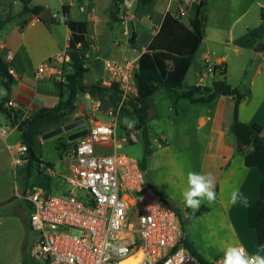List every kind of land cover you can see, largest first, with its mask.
<instances>
[{
    "label": "crops",
    "instance_id": "crops-1",
    "mask_svg": "<svg viewBox=\"0 0 264 264\" xmlns=\"http://www.w3.org/2000/svg\"><path fill=\"white\" fill-rule=\"evenodd\" d=\"M205 1L207 3L203 23L205 39L187 74L188 83L185 82V87L198 85L212 87L214 81L226 80L230 86L237 88L245 95L239 105V120L252 125L264 136V19L262 18L264 8L261 9L260 18L247 17L255 3L257 6L263 5L259 0ZM30 6H42L43 11L39 15L25 12L22 0H0V22L9 15L13 16L0 33V54L5 52V56L12 55V58L6 59L5 62L8 63L9 69L14 70L13 77L16 82L10 99L16 101V110L20 116L28 111L32 114L44 108L54 107L59 102V88L56 83L47 78H36V68L43 61L69 48L72 31L64 20L65 6L69 7L70 20L87 24L89 47L86 52L88 51L90 55L87 64L88 78L94 83L103 82L109 77L104 69L105 60L118 63L136 60L139 63L141 56L159 33L167 14L175 15L179 12L180 2L179 0H154L142 8L138 0H124L123 2L119 0H30ZM198 7L199 4L195 3L188 8L187 17L190 21L186 22L184 17L182 19L186 26L190 27L192 19L197 15ZM237 24H243L240 30L237 29ZM134 36L136 45L131 42ZM217 66L226 70V74L222 75L220 70L216 71ZM206 67L208 71L205 72ZM236 71L237 75L234 76ZM203 73H206L204 78H202ZM208 78H212L210 83L207 82ZM6 95L3 78L0 77V105ZM82 96L92 102L95 110V105L99 101L88 94L81 95L79 100ZM79 100L78 110L80 112L78 111L75 115L84 118L86 125L71 132L68 137L83 128L90 129L93 122L100 121L96 120L95 116L89 115L86 106ZM101 105H105L101 111L107 117L112 118V121L108 123H115L117 114L114 115L111 106L107 103ZM193 105H206L202 118L199 119V125L206 130L207 140L201 172H210L215 176L217 194V199L212 204L206 200L205 203L202 201L195 218L201 213L204 215L215 211L217 222L223 227L226 225L225 229L230 238L227 246L240 243L250 254L254 255L260 248L256 231L249 227L248 214L249 208L260 196L264 176L258 168L246 165L245 152L251 148L246 147L241 150L237 145L236 137L231 132L235 119L236 100L230 96L219 95L212 103ZM152 111L153 108L150 114ZM118 114H120L119 111ZM2 116L1 122L7 124V118ZM149 133L155 134L151 121L149 122ZM153 137L158 139L159 142L156 144L159 148L163 147L160 139L168 147L167 139L162 136L159 139L157 134ZM10 138L13 139V144L22 142L19 131L14 129L10 132L6 142ZM64 144L67 145L68 141ZM65 149L63 143L61 149H58L64 164L63 169L67 172L63 177L69 174V167L65 162ZM43 154V152L37 154L42 164L31 161L18 165L28 168V173L24 172L25 176L31 175L34 164L36 171L45 181H50L51 174L55 175L53 161L49 157L44 158ZM152 158L148 165L151 164ZM43 163H50L53 167H47ZM41 165L44 167L41 168ZM152 168L154 172H151L150 179L146 171L147 179L158 193L172 204L171 200L175 199L156 184L154 166ZM29 182L27 179V186ZM38 183L32 188L27 187L26 191L38 187L47 192L48 182L39 181ZM234 187H239L240 192L247 198V205L229 204L230 193ZM19 196L23 198L24 195ZM7 201L9 206H14L16 203L12 198L5 202ZM181 202H183V197ZM31 207L30 204V211ZM202 207L208 210L202 212ZM30 213L27 212L25 204L11 211L15 221H12V224L9 223L13 225V228L7 234H3L4 238H1L2 234L0 235V264H30L29 255L33 251V247L29 250L30 232L34 233L30 226ZM188 239L201 256L208 261L189 233ZM224 249L220 256L224 254ZM260 254L264 255V252ZM30 258H32V253ZM214 261L209 260L208 262Z\"/></svg>",
    "mask_w": 264,
    "mask_h": 264
},
{
    "label": "built area",
    "instance_id": "built-area-1",
    "mask_svg": "<svg viewBox=\"0 0 264 264\" xmlns=\"http://www.w3.org/2000/svg\"><path fill=\"white\" fill-rule=\"evenodd\" d=\"M201 1L179 0L176 15L187 16L188 7ZM84 56L89 59V52ZM11 58L8 54L4 59ZM71 62L68 51L63 50L37 66L36 78L66 83ZM104 67L109 77L103 84H118L121 108L137 95L139 63L105 60ZM9 73L14 75V70ZM205 76L203 73L202 78ZM8 105L17 107L13 99ZM100 106L99 101L95 110ZM30 115V111L23 114L17 124L8 118L7 124L0 120V139L6 142L10 132L19 131ZM118 127L117 123L95 121L87 136L67 144L64 154L69 174L64 178L69 189L65 193L53 195L38 187L25 192L23 198L32 205L30 226L36 233L32 257L44 264H123L141 254L138 264H203L179 242L182 227L175 207L149 183L141 162L121 152L126 144L143 138V129L127 127L119 139ZM151 141L159 142L157 138ZM8 148L15 165L29 162L26 144ZM222 258L210 263L218 264Z\"/></svg>",
    "mask_w": 264,
    "mask_h": 264
},
{
    "label": "trees",
    "instance_id": "trees-1",
    "mask_svg": "<svg viewBox=\"0 0 264 264\" xmlns=\"http://www.w3.org/2000/svg\"><path fill=\"white\" fill-rule=\"evenodd\" d=\"M22 1L25 12L39 15L43 11L42 6L31 7L30 0ZM119 1L123 2L124 0ZM153 1L138 0V3L143 8ZM206 4L205 0L199 3L197 15L192 19L190 27L185 25L182 20L183 17H178L176 14H167L159 33L140 58L139 69L135 72L138 88L137 95L124 102L121 108L122 91L118 84L106 86L102 81L94 83L89 81V69L87 68L89 60L84 56V52L89 47L87 24L82 21L70 20L69 7L65 6L63 11L64 20L72 31L71 43H69L67 50L72 59L70 64L71 71L66 75V83L55 81L60 95L58 104L32 113L19 126L20 139L28 147L29 162L37 161L42 164L36 152L37 144H40V138L52 130L65 126L71 116L78 111L79 97L88 94L100 101L101 104H109L113 112H123L136 122L137 125L135 126L137 128L143 129L145 150L141 168L146 172L155 152L151 141L152 138L149 134L150 112L152 109L151 99L164 88L173 96L188 100L193 104L212 103L219 95L233 97L236 100V107L231 132L236 137L237 145L241 150L246 147L251 148L245 152L246 165L251 168H258L264 176V136L252 125L239 120V105L245 95L237 88L230 86L226 80L214 81L212 87H206L205 85L185 87L187 74L205 39L203 23ZM12 17V15H9L4 21L0 22V33L7 23L11 21ZM262 18L264 19V9L262 10ZM131 42L136 45L135 36ZM79 44L82 45L81 49L78 48ZM4 58L5 52H2L0 57V77L3 78L7 95L0 105V113L17 124L21 116L15 107L8 105L12 88L16 81L13 75L9 73L8 63L5 62ZM218 70H220V74H226V70L221 66L216 67V71ZM63 147L66 148L67 145L63 144ZM58 149H61V147L58 146ZM43 164L47 167H53L50 163ZM175 209L179 215L182 227L180 244H183L190 252L200 258L203 264H211L201 256L189 241L186 225L181 219V211L177 208ZM207 210L208 208L202 207V212ZM248 222L250 229L257 233L260 248L261 245H264V180L259 198L249 208Z\"/></svg>",
    "mask_w": 264,
    "mask_h": 264
},
{
    "label": "rangeland",
    "instance_id": "rangeland-1",
    "mask_svg": "<svg viewBox=\"0 0 264 264\" xmlns=\"http://www.w3.org/2000/svg\"><path fill=\"white\" fill-rule=\"evenodd\" d=\"M259 1L263 6H257L255 3L247 16L248 18H260L261 9L264 8V0ZM184 19L186 22L190 21V18L187 16H184ZM242 25L243 24H237V29L240 30ZM206 71H208L207 67L205 68V72ZM235 75H237V71L234 72V76ZM211 81L212 78L207 79V82L210 83ZM186 82L188 83V79ZM79 102L86 106L87 113L91 116H95L96 120H100L104 123L112 121L111 117H107V115L101 111L102 107L105 105H101L98 110H94L92 102L84 96L80 98ZM151 103L153 111L150 116V121L153 130L159 139L161 136L167 139L169 145L166 147V143L162 142L163 140L160 139L161 143H163V147L159 148L156 144L157 142H152L156 151L151 164L147 167L148 177L149 179L151 178V172H154L152 166H154L156 184L161 187L160 189L162 191H165L171 198L175 199L171 200V202L181 211V219L186 227L188 226L190 237L192 236V238H194L196 245L199 246L201 253L208 261H217L221 258V251L227 246V243L230 242V238L225 229L226 225L223 227L217 222L215 211L204 215L201 213L200 216L195 218L196 212H198L199 209L194 213L191 209L186 208L184 202H181L182 192L187 187V173L189 171L201 172V165L203 164L206 153V130L199 125V119L202 118L206 105H193L188 100H182L173 96L164 88L152 97ZM78 111L80 112V110ZM105 112H108V108ZM113 113L114 115L117 114L115 123L119 125L118 137L121 139L125 136L126 127H129L130 122L134 126L137 124L123 112H120V114H118V112ZM2 119L3 116L0 114V120ZM79 119L84 118L80 115H73L66 125ZM70 133L71 132L61 134L46 140L40 138L41 144H37V154H42L43 152L44 158L49 157L54 163L53 172H55V175H48L50 181H45L39 175L38 171L35 169V164L33 165L31 175L25 176L24 172L28 173V168L15 165V163H13L14 157L8 148V145H11V143L13 144V139L10 138L8 141L9 143L0 139L1 238H4L3 234H7V232H10L13 228L11 222H14L15 219L12 217L11 211L25 204L27 212H31L29 209L30 204L19 196L25 194L27 187L32 188L35 184H39V181L48 182L47 192L53 195H62V193L69 189L63 177L67 172L63 169L64 164L57 146L61 147L62 143H66ZM155 134L153 135L155 136ZM153 135L150 134L152 139H154ZM143 140V138H140L135 144H126L121 152L133 157L135 160L143 162L145 150ZM27 179L30 181L28 186L26 185ZM10 198L16 202L14 206H9L8 201L5 202ZM203 202L205 203V200ZM30 233L29 250L34 246V238L36 235L35 232ZM30 255V264H44L43 262H37L33 257L30 258Z\"/></svg>",
    "mask_w": 264,
    "mask_h": 264
},
{
    "label": "clouds",
    "instance_id": "clouds-1",
    "mask_svg": "<svg viewBox=\"0 0 264 264\" xmlns=\"http://www.w3.org/2000/svg\"><path fill=\"white\" fill-rule=\"evenodd\" d=\"M132 127V123H129ZM183 202L187 209H191L194 213L202 205V201L206 200L212 204L217 199L216 194V178L210 172H194L187 173V187L182 192ZM247 205L248 200L240 192L239 187H234L230 193L229 204ZM264 245H261L257 253L249 256L243 244H230L224 249L223 258L218 264H264Z\"/></svg>",
    "mask_w": 264,
    "mask_h": 264
},
{
    "label": "water",
    "instance_id": "water-1",
    "mask_svg": "<svg viewBox=\"0 0 264 264\" xmlns=\"http://www.w3.org/2000/svg\"><path fill=\"white\" fill-rule=\"evenodd\" d=\"M86 125V120L85 119H79L76 120L68 125H65L64 127H60L57 128L55 130H52L48 133H46L42 139L46 140L49 139L51 137H56L59 136L61 134H65V133H69V132H73L81 127H84ZM89 134V129L87 128H83L82 130H79L78 132H75L73 134H71V136H69L67 138L68 143H73L75 141H77L79 138L84 137L85 135L87 136Z\"/></svg>",
    "mask_w": 264,
    "mask_h": 264
},
{
    "label": "bare ground",
    "instance_id": "bare-ground-1",
    "mask_svg": "<svg viewBox=\"0 0 264 264\" xmlns=\"http://www.w3.org/2000/svg\"><path fill=\"white\" fill-rule=\"evenodd\" d=\"M140 258H141V254H138L132 258H127L126 260H124L123 264H138Z\"/></svg>",
    "mask_w": 264,
    "mask_h": 264
}]
</instances>
